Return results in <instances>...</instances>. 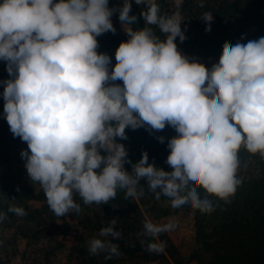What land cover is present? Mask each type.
Instances as JSON below:
<instances>
[{
	"label": "clouds",
	"instance_id": "9594fccd",
	"mask_svg": "<svg viewBox=\"0 0 264 264\" xmlns=\"http://www.w3.org/2000/svg\"><path fill=\"white\" fill-rule=\"evenodd\" d=\"M135 3L145 6L140 16L146 26L139 30L132 27L138 18L129 15L131 0L111 9L109 0L0 3V60L12 77L0 82L5 119L14 138L27 143L20 155L28 177L57 217L81 211L77 195L84 205H106L117 190L125 199H139L142 179L155 199L167 197L173 209L190 205L210 214L215 205L209 197L228 203L243 183L241 149L264 159V37L225 42L218 63L208 69L178 51L176 38L186 39L180 0L171 14H162L154 0ZM116 12L129 39L118 46L110 71L111 58L97 53V37L115 34ZM200 17L210 32L212 13ZM166 125L177 133L167 142L165 162L173 171L149 163L146 152L132 164L116 142L128 138L127 128L162 131ZM8 213L27 214L11 204L0 211V223ZM108 224L99 231L105 239L88 241L90 255H120L112 240L121 232L115 219ZM175 227L146 218L142 235L156 238ZM141 243L149 252L163 251L162 244Z\"/></svg>",
	"mask_w": 264,
	"mask_h": 264
},
{
	"label": "trees",
	"instance_id": "16d2710c",
	"mask_svg": "<svg viewBox=\"0 0 264 264\" xmlns=\"http://www.w3.org/2000/svg\"><path fill=\"white\" fill-rule=\"evenodd\" d=\"M59 2V0H54ZM181 13L185 19L182 23L191 27L186 39L181 42L176 38L178 51L191 60L203 64L211 69L218 63L225 42L232 45L237 42L247 43L249 40H258L264 37V0H203L204 7L199 5L201 0H182ZM129 15L137 16V22L132 25L134 30L143 29L145 21L140 13L144 5H137L131 0ZM123 0H109V8L122 7ZM162 14H171L167 3L159 4ZM176 11V10H175ZM204 12H211L213 21L211 31H205L206 23L201 19ZM111 22L116 29L115 34L107 32L97 37L98 54H107L111 58V69L115 66V52L121 42H127L129 37L119 21V13L111 17ZM127 28V26H125ZM156 34L164 36L155 29ZM191 35V36H190ZM114 83L123 86L120 80ZM4 99L0 96V211L7 212L11 204L18 206L22 203H39L43 207L37 211L38 217H46L50 210L46 197L37 183L31 182L24 167L26 161L21 158V151L28 150L26 142L13 136L4 114ZM126 140L117 138L116 142L124 145L127 159L135 164L142 158V153L148 154L149 163H154L164 171H173L166 164L170 150L167 148L169 139L177 136L176 131L167 126L162 131L148 130L147 126L136 130H125ZM157 137H164L160 143ZM101 155H106L101 151ZM241 168L238 175L243 183L237 188L230 202L225 203L215 197L212 199L215 210L201 213L190 205L182 208L193 214L195 241L197 252L193 259L200 264H264V159L257 154L247 153L243 148L240 153ZM125 170L132 171L130 164L124 165ZM144 186L143 197L125 199V192L117 190L116 198L106 205H84L77 195L75 201L80 204L81 211L71 213L75 218L74 226L77 228L75 237L69 238V252L78 264H167L169 259L164 251L149 252L146 244L141 241L169 244L167 236L161 233L156 238H146L142 235L143 222L146 213L157 208L162 202H169L167 197L155 199V194L147 189L146 180H141ZM19 189V191L17 190ZM203 197L205 193L199 190ZM14 198V199H13ZM46 210V211H45ZM8 218L2 223H10L14 213H8ZM29 220L32 217L29 212ZM116 220V231L121 232V238L112 240L117 244L120 255L106 259V253L90 255L88 241L92 238L105 239L99 236L101 228L108 227V222ZM42 232V231H41ZM61 231L59 233H63ZM107 239H111L108 237ZM170 259L175 264H182L176 258L174 251H168ZM0 264H5L0 260ZM35 264H53L50 255L44 262L35 261Z\"/></svg>",
	"mask_w": 264,
	"mask_h": 264
},
{
	"label": "rangeland",
	"instance_id": "374dc122",
	"mask_svg": "<svg viewBox=\"0 0 264 264\" xmlns=\"http://www.w3.org/2000/svg\"><path fill=\"white\" fill-rule=\"evenodd\" d=\"M154 2L167 3L170 11L176 10L175 0H154ZM181 29L185 37L189 35L187 32L194 35L189 25L181 23ZM11 78L7 72V63L0 60V82ZM3 91L4 85L0 83V96L3 95ZM18 207H22L27 214L25 216L16 215L10 223H0V260L2 262L5 264H35L37 260L44 262L46 256L50 255V262L53 264H78L69 252V238L75 237L77 231L74 226L76 220L71 213L57 217L51 210H47L48 214L42 218L37 214V211L42 209V204L22 203ZM30 211L32 217L36 218L29 220ZM146 214L147 219L153 223L167 224L172 221L176 225L173 231L163 233L169 240V244L161 243L169 259L167 264H175L170 259L168 251H174L176 258L182 264H200L197 259H193L198 248L192 213L185 211L182 207L173 209L170 202H162L156 209ZM61 231L64 232L59 233Z\"/></svg>",
	"mask_w": 264,
	"mask_h": 264
}]
</instances>
